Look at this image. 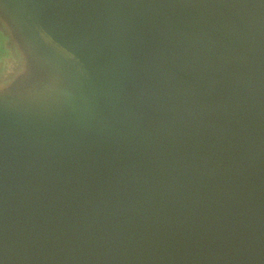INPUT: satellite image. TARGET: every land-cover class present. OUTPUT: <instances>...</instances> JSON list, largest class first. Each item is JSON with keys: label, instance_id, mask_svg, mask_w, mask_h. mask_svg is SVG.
Listing matches in <instances>:
<instances>
[{"label": "water", "instance_id": "water-1", "mask_svg": "<svg viewBox=\"0 0 264 264\" xmlns=\"http://www.w3.org/2000/svg\"><path fill=\"white\" fill-rule=\"evenodd\" d=\"M0 40V264H264V0H0Z\"/></svg>", "mask_w": 264, "mask_h": 264}, {"label": "rangeland", "instance_id": "rangeland-1", "mask_svg": "<svg viewBox=\"0 0 264 264\" xmlns=\"http://www.w3.org/2000/svg\"><path fill=\"white\" fill-rule=\"evenodd\" d=\"M8 48V43H1L0 40V71L4 68L8 70L11 63L10 60L14 59V54H11Z\"/></svg>", "mask_w": 264, "mask_h": 264}, {"label": "trees", "instance_id": "trees-1", "mask_svg": "<svg viewBox=\"0 0 264 264\" xmlns=\"http://www.w3.org/2000/svg\"><path fill=\"white\" fill-rule=\"evenodd\" d=\"M18 56V55H17Z\"/></svg>", "mask_w": 264, "mask_h": 264}]
</instances>
